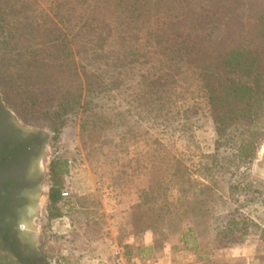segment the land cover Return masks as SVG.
<instances>
[{
	"label": "trees",
	"instance_id": "16d2710c",
	"mask_svg": "<svg viewBox=\"0 0 264 264\" xmlns=\"http://www.w3.org/2000/svg\"><path fill=\"white\" fill-rule=\"evenodd\" d=\"M47 5L46 11L36 0H0L3 102L24 122L48 126L55 140L66 124L79 120L94 159L111 163L116 156L121 164L120 179L109 188L121 203L119 195L133 187L136 202L128 207L143 231L153 232L154 242L160 222L176 223V210L194 233L191 215L207 212L219 197L201 184L195 190L200 206L181 200L193 181L174 153L175 140L191 132L203 109L216 137L200 174L214 184L225 163L235 165L240 177L250 174L264 142V0H47ZM59 163L50 166L52 177L65 171ZM236 181L233 192L242 184ZM241 188L250 190L249 184ZM175 189L179 195L173 198ZM62 198L61 187L51 184L50 207ZM224 226L218 237L233 241L254 224L238 214ZM0 264L16 262L0 254Z\"/></svg>",
	"mask_w": 264,
	"mask_h": 264
},
{
	"label": "rangeland",
	"instance_id": "374dc122",
	"mask_svg": "<svg viewBox=\"0 0 264 264\" xmlns=\"http://www.w3.org/2000/svg\"><path fill=\"white\" fill-rule=\"evenodd\" d=\"M36 1L47 11V0ZM0 100L17 120L29 128L43 129L49 139L42 160L43 181L31 221L35 248L45 259L44 264H114L119 258L124 264H264V142L247 177L238 176L235 165L225 163L222 174L214 177L212 184L200 170L207 163V154L212 151L216 136L209 116L205 110H200L192 120L191 132L177 137L174 144L175 155L192 172V188L187 196L181 195V200L200 206L196 201L202 196L195 190L201 184L210 186L219 198H212L213 208L208 205L207 212L195 211L191 215L194 233L188 232L189 221L176 210V223L160 222L154 242L153 232H144L145 225L136 222L128 207L136 202L133 187L127 184L131 188H126V195H119L121 203L109 188V184L120 179L121 164L116 156L111 163L94 159L82 141L79 120L66 124L55 140L48 126L24 122L13 107L3 102L1 93ZM150 133L166 139L165 134L154 128H150ZM58 161L65 171L52 177L50 166ZM236 180L242 181L241 186L249 184L250 190L244 193L239 185L233 192L230 186ZM54 183L61 187L63 198L52 208L48 191ZM178 195L175 189L173 198ZM56 212L58 216L54 215ZM138 213L140 210L135 211V216ZM238 214L253 222L252 229L239 240L230 241L224 235L220 239L218 232L226 231L225 221ZM149 246L150 251L142 250Z\"/></svg>",
	"mask_w": 264,
	"mask_h": 264
},
{
	"label": "flooded vegetation",
	"instance_id": "af4514ba",
	"mask_svg": "<svg viewBox=\"0 0 264 264\" xmlns=\"http://www.w3.org/2000/svg\"><path fill=\"white\" fill-rule=\"evenodd\" d=\"M49 139L17 120L0 100V254L16 264H44L31 228Z\"/></svg>",
	"mask_w": 264,
	"mask_h": 264
},
{
	"label": "built area",
	"instance_id": "2783aa9c",
	"mask_svg": "<svg viewBox=\"0 0 264 264\" xmlns=\"http://www.w3.org/2000/svg\"><path fill=\"white\" fill-rule=\"evenodd\" d=\"M114 264H124V263H123V259H122V258L116 259V260L114 261Z\"/></svg>",
	"mask_w": 264,
	"mask_h": 264
},
{
	"label": "crops",
	"instance_id": "0c3cea01",
	"mask_svg": "<svg viewBox=\"0 0 264 264\" xmlns=\"http://www.w3.org/2000/svg\"><path fill=\"white\" fill-rule=\"evenodd\" d=\"M264 162L262 161V164H263ZM263 167H264V165H263ZM251 249V248H250ZM253 250H254V252H256V249L255 248H252Z\"/></svg>",
	"mask_w": 264,
	"mask_h": 264
}]
</instances>
